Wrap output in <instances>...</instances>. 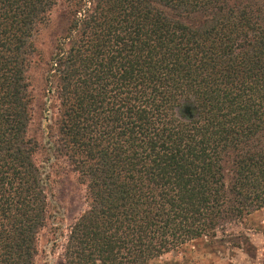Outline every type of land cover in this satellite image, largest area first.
I'll return each mask as SVG.
<instances>
[{
	"label": "trees",
	"instance_id": "16d2710c",
	"mask_svg": "<svg viewBox=\"0 0 264 264\" xmlns=\"http://www.w3.org/2000/svg\"><path fill=\"white\" fill-rule=\"evenodd\" d=\"M52 183L84 189L65 264L248 246L227 228L264 208V0H0V264H36Z\"/></svg>",
	"mask_w": 264,
	"mask_h": 264
},
{
	"label": "rangeland",
	"instance_id": "374dc122",
	"mask_svg": "<svg viewBox=\"0 0 264 264\" xmlns=\"http://www.w3.org/2000/svg\"><path fill=\"white\" fill-rule=\"evenodd\" d=\"M44 171L46 174L50 173L48 165L45 166ZM52 185L49 186L50 202L59 214L48 222L47 227L38 237L36 264H65L62 246L65 244L70 225L85 208L82 186L70 185L69 192L63 191L66 189L65 185L55 183ZM227 231L236 238H246L248 246H244L242 250L233 251L231 256H227V253L208 254L195 256L193 261H197L196 264H264V208L252 213L242 222L230 226ZM240 239L235 242L240 243ZM175 257V253L166 254L149 264H170Z\"/></svg>",
	"mask_w": 264,
	"mask_h": 264
},
{
	"label": "water",
	"instance_id": "95a60500",
	"mask_svg": "<svg viewBox=\"0 0 264 264\" xmlns=\"http://www.w3.org/2000/svg\"><path fill=\"white\" fill-rule=\"evenodd\" d=\"M188 110H189V109L186 107L185 110H184V112H185L186 114H188V113H189Z\"/></svg>",
	"mask_w": 264,
	"mask_h": 264
}]
</instances>
